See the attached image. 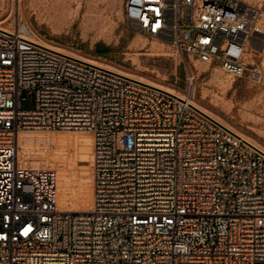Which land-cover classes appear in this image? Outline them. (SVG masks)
<instances>
[{"label":"built area","instance_id":"obj_1","mask_svg":"<svg viewBox=\"0 0 264 264\" xmlns=\"http://www.w3.org/2000/svg\"><path fill=\"white\" fill-rule=\"evenodd\" d=\"M126 16L176 48L191 85V57L263 76L264 4L127 0ZM35 37L0 26V264H264L263 148L188 100ZM72 132L93 137L88 210L61 208L57 165L28 157L47 154L33 144L70 148L61 134Z\"/></svg>","mask_w":264,"mask_h":264},{"label":"rangeland","instance_id":"obj_2","mask_svg":"<svg viewBox=\"0 0 264 264\" xmlns=\"http://www.w3.org/2000/svg\"><path fill=\"white\" fill-rule=\"evenodd\" d=\"M251 1L264 4V0ZM126 4L127 0H0V25L14 28L26 24L49 44L129 77L191 97L206 112L264 149V54L257 58L263 69L260 79L249 75L234 76L218 64L191 57L195 75L191 85L187 75L190 68L176 48L136 29L126 16ZM98 46L108 47L109 52L99 55ZM64 134L77 135L75 144L69 141L72 149L65 147L67 153L58 151L67 157V171L75 186L87 179L85 194L90 209L93 202L92 159L89 149L77 142L78 137L85 141L90 139V133ZM42 146V143L33 144L30 150L52 155L57 152L56 146ZM57 168L61 181L62 169L58 165ZM77 196L76 193L74 202L66 209L82 210L77 205Z\"/></svg>","mask_w":264,"mask_h":264},{"label":"bare ground","instance_id":"obj_3","mask_svg":"<svg viewBox=\"0 0 264 264\" xmlns=\"http://www.w3.org/2000/svg\"><path fill=\"white\" fill-rule=\"evenodd\" d=\"M24 25L26 27H28L31 31H33L28 25H26V24H24ZM0 26H2V25H0ZM3 27L6 28V29H12V28L5 27V26H3ZM35 38L40 43H47L44 39H42L40 37H35ZM85 59H87V58H85ZM87 60H89L91 62H94L96 64H100V63L95 62V61L90 60V59H87ZM100 65H103V64H100ZM103 66H106V65H103ZM106 67L110 68L109 66H106ZM260 76H261V72H259V73L256 74V77L258 79L260 78ZM131 78H134V77H131ZM134 79H136V78H134ZM137 80H140L142 82L147 83V81H144V80L139 79V78ZM157 87L162 88V89H164V90H166V91H168V92H170V93L178 96L179 98H183L185 100H188V102H190L191 104L195 105L196 107H198L199 109H201L206 114L212 116L211 114H209L208 112H206L203 108H201L191 97H186L184 95H181V94H178V93H174L171 90L166 89V88H163V87H160V86H157ZM212 117L215 118V116H212ZM215 119L218 120L217 118H215ZM218 121H220V120H218ZM221 123H223V122H221ZM226 126H228V125H226ZM88 133H90V132H88ZM238 133L241 134L242 136H244L245 138H247L248 140H250L248 137H246L242 133H240V132H238ZM88 135H90V137H91L90 139L88 138L85 141V140H82V139H80L78 137L77 142H78V145L82 142V144L84 146L82 148H88L89 149V154H90V157L92 159V157H93V144H92L93 137H92V134L91 133L88 134ZM61 136H63V138L65 137L64 139L68 138L70 142H72V143L75 144V141H76L75 140V137L77 135H75V134H71V135L61 134ZM29 137H31V135H28V134L22 135L23 142L28 141L29 140ZM250 141H252V140H250ZM253 143L256 144L255 142H253ZM256 145L259 146L258 144H256ZM82 151L85 152L84 149H82ZM57 154H60V155H57ZM28 157L31 159V161L33 162V164L41 163L43 160H48L49 162H53L56 165H58V167L60 166V169H62V174L63 175H62L61 181L59 182V189H60V193H59L60 194L59 204H60V207L61 208L66 209V206L69 203L74 202L75 194L77 193L78 194V196H77L78 197V204L77 205L79 206V209L88 210V208H87V197H86V194H85V187H86L87 179L86 180H82V182H80V183L77 182V185L75 186L74 179L70 176L69 172L67 171L68 162H67L66 155H62V153L60 151H57L53 155L47 153V154H44V155H40L39 157H37V155L28 156ZM92 205H93V202H92ZM91 208H92V206H91Z\"/></svg>","mask_w":264,"mask_h":264},{"label":"trees","instance_id":"obj_4","mask_svg":"<svg viewBox=\"0 0 264 264\" xmlns=\"http://www.w3.org/2000/svg\"><path fill=\"white\" fill-rule=\"evenodd\" d=\"M97 52H98L99 55H104V54L109 52V48L108 47L98 46L97 47Z\"/></svg>","mask_w":264,"mask_h":264}]
</instances>
